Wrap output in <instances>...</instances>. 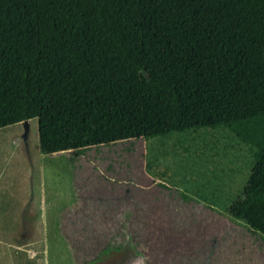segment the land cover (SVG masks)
Returning a JSON list of instances; mask_svg holds the SVG:
<instances>
[{
    "label": "trees",
    "instance_id": "1",
    "mask_svg": "<svg viewBox=\"0 0 264 264\" xmlns=\"http://www.w3.org/2000/svg\"><path fill=\"white\" fill-rule=\"evenodd\" d=\"M32 118L40 151L70 157L227 131L251 161L243 196L226 210L264 236V0H0V128ZM145 212L127 217L137 246L153 234ZM176 214L173 224L188 221L189 211ZM73 230L76 261L97 257L114 235ZM204 247L158 264H210Z\"/></svg>",
    "mask_w": 264,
    "mask_h": 264
},
{
    "label": "rangeland",
    "instance_id": "2",
    "mask_svg": "<svg viewBox=\"0 0 264 264\" xmlns=\"http://www.w3.org/2000/svg\"><path fill=\"white\" fill-rule=\"evenodd\" d=\"M133 144L131 150L99 147L74 157L61 151L44 154L36 118L29 120L25 134L22 123L0 128V264H158L173 256H189L192 250L204 256L206 244L214 252L210 264H264V236L248 231L226 210L243 196L251 161L246 145L221 129L142 138ZM27 169L32 175L26 183L39 196L42 208L40 217L29 219L36 228L21 230L13 228L18 215L9 201L10 191L18 189L14 175ZM77 194L84 197L87 218L114 211V235L97 257L89 255L85 261L75 260L67 239L73 229L80 238L82 211L72 204L79 200ZM201 207L209 214L204 220ZM60 208L63 211L56 212ZM137 209L146 210V223L153 232L140 246L129 238L126 218ZM172 211L177 217V211L182 215L189 211L188 221L173 224ZM23 232L24 245L13 249L6 244L21 240ZM117 232L124 238L116 237Z\"/></svg>",
    "mask_w": 264,
    "mask_h": 264
},
{
    "label": "crops",
    "instance_id": "3",
    "mask_svg": "<svg viewBox=\"0 0 264 264\" xmlns=\"http://www.w3.org/2000/svg\"><path fill=\"white\" fill-rule=\"evenodd\" d=\"M10 135L12 136V133H9V136ZM15 144L20 145V142L17 141V142H15ZM64 152L68 153L67 151H64ZM67 164H68V161H67ZM24 166H25V164H23V167ZM19 170H20V168H19ZM67 170H69L68 165H67ZM30 172H31L30 169L27 171V173L21 172L22 174L19 171H17L16 175H14V176L16 177L15 182H18V189L14 190V191H10V193L12 195H10L11 197H10L9 205L15 206V209H16L15 212L18 215V222H17L18 225L17 226L13 225L14 226L13 228H18L21 230H25L27 228H33V229L36 228L34 225L29 224V219L40 217L39 214L41 213V208H42V201H40L39 196L37 195V193L34 190L29 189V184L26 183L27 181L30 180V177L32 175V174H30ZM52 172L53 171H51V173ZM10 180L13 181L12 178ZM78 195L79 194H77L75 196L79 200L74 199V201L72 202V204L74 203V204L79 205L78 212L82 211L80 213L81 215H80V221H79V223H81V225H79L77 228H88L91 225H95L96 227H100V228H102V227L103 228H105V227L113 228L112 222H114V221L112 219L114 218V216H111V214H114V211H112V210L108 211L107 210L106 212H104L102 214L104 216H99L102 211L100 212V214H98L99 212H97L92 217L87 218L84 216L85 214H88V211L86 210L85 205H83L84 204V197H83V199H81L80 196H78ZM50 204H52V203H50ZM84 210H86V211H84ZM58 211L62 212L63 208H60L56 212H58ZM127 211H125V212H127ZM130 214H131V212H130ZM24 236H25V233L23 232L22 236H21L22 237L21 240H17V238H16V240L12 239L11 241H9L6 244L9 245L10 247H14L13 249H17L27 242L26 238ZM6 251H8V250H6ZM15 252H16V254H18V251H15ZM11 254L12 253H9V256H13V254L12 255Z\"/></svg>",
    "mask_w": 264,
    "mask_h": 264
},
{
    "label": "water",
    "instance_id": "4",
    "mask_svg": "<svg viewBox=\"0 0 264 264\" xmlns=\"http://www.w3.org/2000/svg\"><path fill=\"white\" fill-rule=\"evenodd\" d=\"M24 126V134L26 133L27 129H28V126H29V122L28 120H24L21 122Z\"/></svg>",
    "mask_w": 264,
    "mask_h": 264
}]
</instances>
